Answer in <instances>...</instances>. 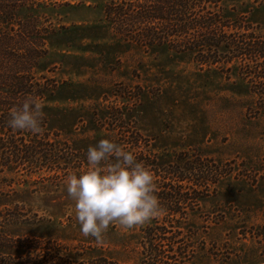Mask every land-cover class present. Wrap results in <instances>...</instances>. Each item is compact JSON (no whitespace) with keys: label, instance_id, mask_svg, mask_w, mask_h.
I'll return each mask as SVG.
<instances>
[{"label":"rangeland","instance_id":"374dc122","mask_svg":"<svg viewBox=\"0 0 264 264\" xmlns=\"http://www.w3.org/2000/svg\"><path fill=\"white\" fill-rule=\"evenodd\" d=\"M114 1L39 0L17 15L39 19L46 54L32 71L54 78L57 89L43 102L42 133L13 130L0 118V136L28 145L44 136L61 149L49 159L31 149L0 153L2 231L21 240L23 255L32 246L35 264H139L141 227L111 224L98 244L81 233L67 194L72 174L64 173L79 177L88 147L107 138L135 157L189 151L211 158L216 172L199 194L204 200L182 209L184 238L198 225L186 264H264V57L207 67L198 60L209 51L124 40L114 33ZM220 9L233 20L244 16L264 48V0H221ZM9 26L19 32L16 21Z\"/></svg>","mask_w":264,"mask_h":264},{"label":"trees","instance_id":"16d2710c","mask_svg":"<svg viewBox=\"0 0 264 264\" xmlns=\"http://www.w3.org/2000/svg\"><path fill=\"white\" fill-rule=\"evenodd\" d=\"M38 1L0 0V118H6L2 120L3 124H8L10 111L19 108L25 98L33 97L44 102L57 89L54 78L43 73L37 76L38 69L37 72L32 71L46 54V39L40 34L42 30L38 25L39 19L33 17L32 13L23 18L24 22L17 18L18 14L24 13L23 9H30ZM220 2L221 0L114 1V33L141 46H167L175 51L197 49L212 52L213 56L198 60L199 64L207 67L233 60L238 64L244 60V56L251 61H256L260 56L264 57V48L255 40L256 29L244 16L239 15L234 20L226 17L220 9ZM206 3L210 10H206ZM15 21L20 29L13 34L9 24ZM27 24L31 25V30ZM28 36H31L30 40ZM250 41L253 45L247 47ZM201 46H210L213 49H201ZM222 50L228 55L224 56L225 60H221L218 55ZM20 51L21 54H18ZM32 54L37 58L35 62H32ZM11 59H14V64L17 63L11 64ZM4 60L8 66L2 71ZM259 66V62L251 66L253 73H257ZM44 118L46 117L43 113L42 120ZM133 139L135 140L130 141L134 145L132 147L138 148V138ZM30 140L32 144L28 145L23 137L15 139L11 135L0 136V153L9 158V154L17 150L25 153L31 149L49 159L56 158L61 149L55 142L48 143L44 136H36ZM46 146L51 150L44 154ZM136 160L156 174L153 175L157 177L155 195L166 212L141 227L139 264L189 263L194 257L188 256L189 246H192L197 236L198 225L189 227V239L184 238L186 231L183 224L189 218L182 209L188 206L200 207L204 199L199 194L208 190L213 172H216L213 160L189 151L173 152L163 155L159 160L140 153ZM71 171L64 175L75 174ZM3 227L0 223V264H35L34 248L26 247L28 249L23 255L21 249L24 245L20 243L21 240L2 231Z\"/></svg>","mask_w":264,"mask_h":264},{"label":"clouds","instance_id":"9594fccd","mask_svg":"<svg viewBox=\"0 0 264 264\" xmlns=\"http://www.w3.org/2000/svg\"><path fill=\"white\" fill-rule=\"evenodd\" d=\"M44 104L27 97L10 111L8 125L13 130L42 133ZM86 170L67 177V194L74 201V212L81 233L103 243L111 224L127 231L142 227L164 213L155 195V178L150 169L137 162L135 155L110 139H101L87 149Z\"/></svg>","mask_w":264,"mask_h":264}]
</instances>
